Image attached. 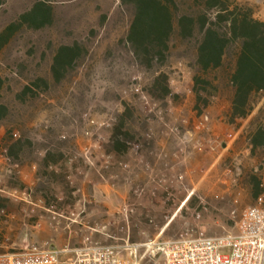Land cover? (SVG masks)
<instances>
[{
	"label": "rangeland",
	"instance_id": "1",
	"mask_svg": "<svg viewBox=\"0 0 264 264\" xmlns=\"http://www.w3.org/2000/svg\"><path fill=\"white\" fill-rule=\"evenodd\" d=\"M40 1L0 6V253L88 237L125 264H159L158 244L234 233L242 210L264 208V145L249 144L264 92L233 119L226 65L196 64L197 29L175 26L164 60L136 58L131 5L55 0L34 29L20 18ZM228 1L264 22V0ZM173 2L175 16L215 13ZM64 47L74 58L57 65Z\"/></svg>",
	"mask_w": 264,
	"mask_h": 264
},
{
	"label": "trees",
	"instance_id": "2",
	"mask_svg": "<svg viewBox=\"0 0 264 264\" xmlns=\"http://www.w3.org/2000/svg\"><path fill=\"white\" fill-rule=\"evenodd\" d=\"M53 1L41 0L21 16V21L34 29L49 24L51 12L46 5ZM193 1H203L206 10H215L214 16H175L173 0H121L134 10L127 42L136 58L164 60L175 26L182 39L192 38L197 29L196 64L204 73L225 69L226 65L233 90L231 117L245 118L251 110V97L264 92V22L254 19L249 8L232 5L228 0ZM3 3L0 0V6ZM73 58L71 48H60L55 63L65 65ZM193 82L197 93L199 78L194 77ZM164 92L168 93L167 88ZM196 99H200L198 94ZM249 144L254 148L264 145V123L253 132ZM5 202L0 197V211Z\"/></svg>",
	"mask_w": 264,
	"mask_h": 264
},
{
	"label": "built area",
	"instance_id": "3",
	"mask_svg": "<svg viewBox=\"0 0 264 264\" xmlns=\"http://www.w3.org/2000/svg\"><path fill=\"white\" fill-rule=\"evenodd\" d=\"M261 201V198L258 199ZM236 231L214 237H187L158 244L159 264H264V208L255 205L239 214ZM0 264H125L117 246L86 237L55 248L27 244L0 253Z\"/></svg>",
	"mask_w": 264,
	"mask_h": 264
}]
</instances>
